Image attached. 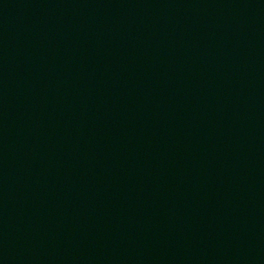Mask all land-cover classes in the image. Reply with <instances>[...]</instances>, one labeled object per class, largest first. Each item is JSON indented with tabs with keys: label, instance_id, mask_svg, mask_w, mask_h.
I'll list each match as a JSON object with an SVG mask.
<instances>
[{
	"label": "water",
	"instance_id": "95a60500",
	"mask_svg": "<svg viewBox=\"0 0 264 264\" xmlns=\"http://www.w3.org/2000/svg\"><path fill=\"white\" fill-rule=\"evenodd\" d=\"M0 264H264V0H0Z\"/></svg>",
	"mask_w": 264,
	"mask_h": 264
}]
</instances>
